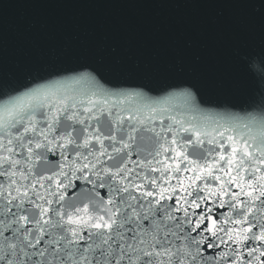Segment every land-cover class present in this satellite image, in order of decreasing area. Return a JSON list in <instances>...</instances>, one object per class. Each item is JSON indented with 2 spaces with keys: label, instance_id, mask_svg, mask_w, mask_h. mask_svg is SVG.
Returning <instances> with one entry per match:
<instances>
[{
  "label": "snow or ice",
  "instance_id": "6c2138e0",
  "mask_svg": "<svg viewBox=\"0 0 264 264\" xmlns=\"http://www.w3.org/2000/svg\"><path fill=\"white\" fill-rule=\"evenodd\" d=\"M126 83L0 79V264H264V90L240 115Z\"/></svg>",
  "mask_w": 264,
  "mask_h": 264
},
{
  "label": "water",
  "instance_id": "95a60500",
  "mask_svg": "<svg viewBox=\"0 0 264 264\" xmlns=\"http://www.w3.org/2000/svg\"><path fill=\"white\" fill-rule=\"evenodd\" d=\"M85 67L154 96L189 88L221 114L259 112L264 16L254 0H0V79Z\"/></svg>",
  "mask_w": 264,
  "mask_h": 264
}]
</instances>
